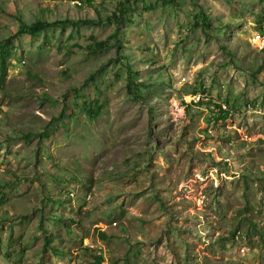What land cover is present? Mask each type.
Listing matches in <instances>:
<instances>
[{"label":"rangeland","instance_id":"rangeland-1","mask_svg":"<svg viewBox=\"0 0 264 264\" xmlns=\"http://www.w3.org/2000/svg\"><path fill=\"white\" fill-rule=\"evenodd\" d=\"M258 35L264 0H0V264H264Z\"/></svg>","mask_w":264,"mask_h":264},{"label":"trees","instance_id":"trees-1","mask_svg":"<svg viewBox=\"0 0 264 264\" xmlns=\"http://www.w3.org/2000/svg\"><path fill=\"white\" fill-rule=\"evenodd\" d=\"M165 1H167V0H165ZM168 1H170V0H168ZM172 1V0H171ZM128 9V6H125V5H123V4H120L119 6H118V11H119V13H120V15H122V13L124 12V11H126ZM203 14V13H202ZM203 18H204V20H205V22L206 23H209V18L205 15V14H203ZM113 20H114V18H113ZM77 24H82V25H94V24H96L95 22H93V21H91V20H85V21H79V22H76ZM32 29L34 30V31H37V32H40V31H43L44 29H45V24H42V23H36V24H34L33 26H32ZM102 45H104V44H101V43H98V42H96V43H94V46L92 47V48H98V49H102ZM193 95H195L194 93H193ZM220 111H221V108H220ZM219 111V112H220ZM221 113V112H220ZM227 118V114H224V116H223V119H226ZM98 261H100V259L98 260Z\"/></svg>","mask_w":264,"mask_h":264},{"label":"built area","instance_id":"built-area-1","mask_svg":"<svg viewBox=\"0 0 264 264\" xmlns=\"http://www.w3.org/2000/svg\"><path fill=\"white\" fill-rule=\"evenodd\" d=\"M253 43L259 49H263L264 48V36H260V35L255 36V38L253 39ZM220 107H221L222 114H227V117L234 114V112L237 111L236 108H229L225 104H222Z\"/></svg>","mask_w":264,"mask_h":264},{"label":"bare ground","instance_id":"bare-ground-1","mask_svg":"<svg viewBox=\"0 0 264 264\" xmlns=\"http://www.w3.org/2000/svg\"><path fill=\"white\" fill-rule=\"evenodd\" d=\"M175 213H176V212L173 211V212H170L169 214H175Z\"/></svg>","mask_w":264,"mask_h":264}]
</instances>
